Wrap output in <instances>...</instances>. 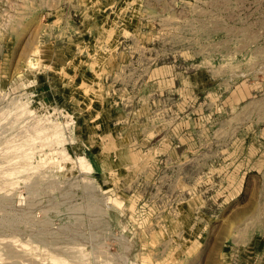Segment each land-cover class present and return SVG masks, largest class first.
Wrapping results in <instances>:
<instances>
[{
    "label": "rangeland",
    "instance_id": "obj_1",
    "mask_svg": "<svg viewBox=\"0 0 264 264\" xmlns=\"http://www.w3.org/2000/svg\"><path fill=\"white\" fill-rule=\"evenodd\" d=\"M0 264H264V0H0Z\"/></svg>",
    "mask_w": 264,
    "mask_h": 264
}]
</instances>
